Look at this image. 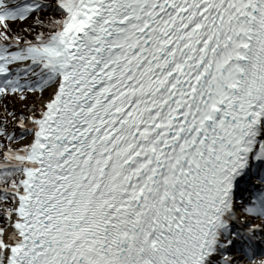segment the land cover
<instances>
[{
  "label": "snow or ice",
  "instance_id": "1",
  "mask_svg": "<svg viewBox=\"0 0 264 264\" xmlns=\"http://www.w3.org/2000/svg\"><path fill=\"white\" fill-rule=\"evenodd\" d=\"M0 264H264V0H0Z\"/></svg>",
  "mask_w": 264,
  "mask_h": 264
}]
</instances>
